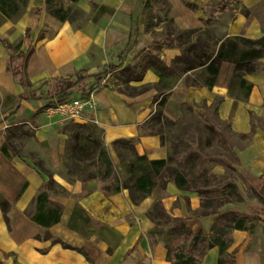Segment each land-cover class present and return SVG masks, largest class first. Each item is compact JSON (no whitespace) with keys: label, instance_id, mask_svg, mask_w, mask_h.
Returning <instances> with one entry per match:
<instances>
[{"label":"crops","instance_id":"0c3cea01","mask_svg":"<svg viewBox=\"0 0 264 264\" xmlns=\"http://www.w3.org/2000/svg\"><path fill=\"white\" fill-rule=\"evenodd\" d=\"M183 1L195 4L198 0H167L172 7L174 24L180 30L201 29L205 20L204 13L187 9ZM236 2L251 9L264 0ZM142 3L143 0H78L71 6L85 14H90L93 7H104L108 12L95 14V19L75 28L69 22H60L44 11L35 16V9L43 8L44 0L18 1L19 11L14 17L5 19L0 15V99L19 97L28 92L10 72L9 53L1 41L10 44L15 54L31 48L24 73L28 82L38 88L48 79L65 78L79 70L98 72L101 68L103 71L106 65L118 63L120 55L126 65L127 57L150 38L147 36L149 33L142 32L139 25L138 39L142 44L139 47L127 45L131 19L140 15ZM27 29L30 32L26 37ZM262 35L264 27L259 20L238 15L227 23L220 39L235 36L258 39ZM159 54L160 60L169 66L180 55V50L162 48ZM233 70L231 63L221 62L213 89L209 91L202 86L190 87L186 90L187 101H206L210 104L215 96L222 97L218 116L223 120L230 118L234 133L250 138L246 145L237 150L244 171L249 172L248 177H264V126L252 130L250 123V115L259 117L264 111V72L245 78L252 89L248 100L242 103L227 95ZM144 79L152 83L157 81V77L150 71ZM155 93L147 91L137 96H127L106 87L99 88L91 95L93 109H86L78 122H91L99 127L103 131L106 145L110 146L119 139H135L138 155L146 156L149 160L164 159L165 150L159 138L144 135L140 128L154 112ZM38 101H18L19 108L15 107L11 117L15 116L21 121L34 117ZM34 118L37 119V116ZM61 118L58 115L49 117L51 120ZM35 136L37 140L30 152L39 157L41 165L52 173L51 179L68 194L49 196L51 203L62 208L60 222L48 229L52 238L72 248L84 250L93 264H169L165 259V244L156 235L150 234L153 225L146 213L152 206V195L134 205L127 191L106 196L95 180L67 183L57 175L59 159L56 151L52 148L41 149V143L47 139L46 130L40 128ZM3 143L4 133L0 132V149ZM40 171L19 155L6 158L0 152V195L9 204L7 222L0 208V264H88L76 251L63 249L58 244L52 245L50 241L35 239L45 229L30 221L25 211L33 205L44 182L50 178ZM257 206L246 203L245 213L236 212L250 215L249 208L256 211ZM75 207L83 209L93 224H99L93 233L83 236L68 228ZM173 217L185 219V225L193 232L208 234L212 230V218H189L183 205H180L178 213ZM256 217L264 220V215ZM232 239L229 251L236 250L235 264H264V254L246 250L253 241L246 231H233ZM217 259L218 250L213 248L207 252L202 264H217Z\"/></svg>","mask_w":264,"mask_h":264},{"label":"trees","instance_id":"16d2710c","mask_svg":"<svg viewBox=\"0 0 264 264\" xmlns=\"http://www.w3.org/2000/svg\"><path fill=\"white\" fill-rule=\"evenodd\" d=\"M18 1L20 0H0V15L5 19H11L19 11ZM27 0H24L26 2ZM76 3L78 0H44L43 8H36L34 15L38 16L42 11L49 14L60 22L69 20L71 8L65 7ZM159 7L168 15V2L166 0H155ZM184 6L193 12H198L195 4L183 2ZM98 15L107 13L108 10L104 7H97ZM149 9V1L143 0L141 10ZM141 15V14H140ZM131 19V27L128 33L127 45L130 47H139L142 41L139 36V16ZM207 26L211 22L203 21ZM172 24V23H171ZM163 29V28H162ZM30 29L26 30V37L29 35ZM146 33L149 32V27L146 28ZM200 30H179L167 27L161 33V40L152 42L155 46L153 50L148 51L134 65L124 66V58L118 56V63L108 64L102 72H90L88 70H79L74 74L62 78L56 77L53 79V86L47 92L46 104L42 107L45 110L47 107L69 101L75 98L82 100H90L91 95L99 88H105V79L113 73L123 71L126 82L140 83L143 81L145 74L150 71L157 77V82L153 88L158 92V96L165 91H170L173 84L168 79L178 80L182 75H186L193 71H199L192 79L186 80V87L202 86L209 91L214 87L215 79L218 75L219 65L221 62H228L234 66L232 79L228 88L230 93L234 89L241 93V97L230 96L236 101L246 102L252 89V85L245 80V76L257 73L259 70L258 63L264 59V35L258 39H248L244 37H228L220 39L214 37L209 31L204 30L203 36L198 35ZM3 47L9 53L10 65L9 70L12 73L16 82L24 89L28 90L30 83L26 79L24 66L32 51L29 48L26 52L14 53V48L6 41H1ZM162 48L180 50V55L176 57L169 66L160 60V50ZM148 89L144 88L140 93H145ZM231 94V93H230ZM75 96V97H74ZM241 99H240V98ZM39 90L27 92L24 95L17 97L18 101L22 100H40ZM7 97L5 101H8ZM165 99L162 98L157 110L149 120L140 128H145L148 136H160L163 125H173L164 114L162 107ZM221 103V102H220ZM19 106L16 107L18 109ZM163 124V125H162ZM211 131H216L212 126H208ZM157 128V129H156ZM80 132L73 135L75 141L83 140L92 148V156L95 157V162L89 166H94L96 172L88 174L83 183L91 180H100L103 183L101 190L106 196L115 195L122 191H127L130 201L134 205H138L142 200L150 196L158 189L164 175L167 174L169 182L181 191L188 190V181L185 176L176 169L168 166L165 159L149 160L146 156H140L135 150V139H119L112 143L115 150H124V156L120 161L125 177L120 179L116 177L113 171L112 162L108 156L104 145L99 142L94 133L98 132L99 127L95 125L85 124L78 126ZM254 130V128H252ZM243 137H246L243 135ZM70 150L71 156L78 150H82L78 145H74ZM2 155L6 158L18 156L16 149L11 144L9 137L4 136V143L0 149ZM70 156V157H71ZM97 166V167H96ZM205 171V170H204ZM42 172V171H40ZM71 173V172H68ZM208 179V178H206ZM250 182L257 184L252 185L254 193L264 199V177L255 178L249 177ZM204 188L196 190V194L201 199V206L198 209V214L195 218L217 217L220 220V226L213 229L208 234L202 232H193L187 225L185 219L170 216L164 209L160 200H157L147 211V218L153 224V229L150 234L157 235L164 239L165 243V259L169 264H202L207 252L213 248L218 250L217 264H235L236 250L229 251L232 244L233 231H247V225L250 223V218L244 214L234 210L219 212V209L226 204L242 203L244 198L236 184L227 180L219 182V197L216 200H207L203 198V194L207 192V185L210 180H205ZM60 190L59 193L66 194V191L55 184L51 179L44 182V189L37 194L33 203V212H25L26 217L44 228L42 235L35 237L36 240L50 241L52 245H60L63 249L76 251L81 254L88 264H93L92 260L82 249H75L60 241L52 238L48 229L57 225L60 222L62 208L59 205L49 201L50 193L54 187ZM25 187V186H24ZM24 189V188H23ZM164 189V185L162 186ZM201 189H203L201 191ZM0 208L7 222V212L9 208L8 202L0 195ZM250 209V215H264V207L257 206L255 209ZM194 216H190L193 218ZM259 219V218H257ZM91 219L80 207H75L68 222V228L80 235L87 236L93 233L94 229L99 227L98 223L93 224L92 229H89ZM85 226L86 228L82 227ZM163 230V227H166ZM85 229V230H84Z\"/></svg>","mask_w":264,"mask_h":264},{"label":"rangeland","instance_id":"374dc122","mask_svg":"<svg viewBox=\"0 0 264 264\" xmlns=\"http://www.w3.org/2000/svg\"><path fill=\"white\" fill-rule=\"evenodd\" d=\"M148 1L149 9L141 10L139 23L140 30L142 32L144 31V33H146V28L149 27V35L147 34V36L150 38L143 41L139 50L130 57H127L126 65L124 66L136 64L145 52L148 51L147 49L153 50L155 46L152 42L161 40L160 35L167 27H171L173 30L178 29L174 24L171 15L172 7L169 3L167 8L169 12L166 17L165 12L159 7L155 0ZM63 3L65 7L69 6L71 8V13L67 22L72 24L75 28L82 27L87 21L95 19L98 14L97 7H93L90 14H85L82 10L73 8L64 1ZM195 4L198 8V13H204V21L208 20L211 22L207 26L203 23L201 29H191L200 30L198 35L203 36V31L207 30L214 37L222 38L224 27L238 15L255 18L259 20L262 27H264V2L251 9L236 2V0H198ZM258 67L261 71L259 70L255 74L264 72V59L259 61ZM98 72H102L101 68ZM198 72L199 71H193L186 75H182L178 80L168 79V81L173 84L172 89L170 91H165L158 97V92L153 88V85L157 81L152 83L143 79L140 83L126 82L123 71L113 73L105 79L106 88L127 96L140 95L137 93H140L144 88H147V91H155L153 114L157 110L159 101L164 98L165 103L162 107L163 114L171 123H174L173 125L162 124L163 127L160 131L161 135L155 137L159 138L160 145L165 150L164 159L168 162V166L178 170L187 179L188 190H178L172 182H169L170 179L166 174L158 189L151 194L154 198L152 205L157 200H160L165 211L172 217L175 213H178L180 205H183L188 211V217H195V215L199 213L198 209L201 206V199L195 192L199 190V188H204L203 185L206 184L205 180H210V184L207 185V192L202 195L203 198L207 200H216L219 197V189L217 187L219 182L231 180L242 193L244 200L242 203L238 204H226L219 209V212L235 210L245 213L246 203L257 204L260 207H264V199L258 197L252 190V185H258H251L248 177L249 172L244 171L238 158V147L246 145L250 138H244L234 133L232 129V120L230 118L223 120L218 116L222 97L215 96L210 104L206 101H201L199 103H190L187 101L186 90L188 88L186 87V80L192 79ZM247 76H245V78ZM52 86L53 79H48L40 88L32 84H30L28 88V92L39 90L40 93L41 98L36 103L34 110V117L37 116V119L32 117L21 121L15 116L11 117V112L18 104L17 97H10L8 101L0 99V127H2L0 132H3L4 136L6 135L9 137L11 144L16 148V152L21 158L27 159L30 164L40 169L44 175L51 177L52 173L41 165L42 162L39 157L35 153L30 152V148L37 140L35 133L40 131V128H43L46 130L47 139L41 143V149L46 150L52 148L58 154L59 165L57 168V175L70 184L74 181L82 182L81 180H85L88 174L96 172L94 166H89L92 162H95V157L91 154L92 148L81 139L78 141L73 139V135L80 132L78 126L85 125V123H79L78 121L73 122L62 118L49 119L41 107L46 102L47 92L51 90ZM230 93L227 92V95H238L241 97V93L236 91V89ZM151 117L146 123L149 122ZM19 122L21 123L19 124ZM250 123L254 129L264 126V111H262L259 117L250 115ZM86 124L95 125L91 122ZM208 126H212L216 131H211ZM141 129L143 134L148 136L145 128ZM94 137L106 148L116 177L123 179L125 174L122 168H120V161L122 159L120 155L124 156V150H115L112 145H106L101 129L94 133ZM74 145H78L80 148L82 147V150H77L74 153L75 155L71 156L73 153L70 152L72 151L70 149ZM95 181L98 182L100 188L107 184L105 183L106 181L104 183L102 181L100 182V180ZM163 185L164 189H162ZM43 189L44 186L39 192ZM202 190L203 189H201V191ZM59 192L60 190H58L57 186L49 191L51 195H68L67 192L66 194L65 192L64 194ZM196 205L198 206L196 207ZM25 212H33V205H30ZM244 215L251 220L247 225L248 230L246 232L253 238L252 244H249L246 250L258 252L260 255L264 254V248H262L264 247V220L257 219L256 216L247 213ZM210 218L213 220L212 230L221 225L220 220L216 216ZM92 224L93 222H91L89 226H92ZM82 227L86 228L85 226ZM166 228L167 226L163 227V230ZM40 235H42V233ZM156 237L160 241H164L162 237L157 235Z\"/></svg>","mask_w":264,"mask_h":264},{"label":"built area","instance_id":"2783aa9c","mask_svg":"<svg viewBox=\"0 0 264 264\" xmlns=\"http://www.w3.org/2000/svg\"><path fill=\"white\" fill-rule=\"evenodd\" d=\"M86 109H93L91 100L72 99L47 107L44 111L48 117L61 116L73 122L79 121Z\"/></svg>","mask_w":264,"mask_h":264}]
</instances>
